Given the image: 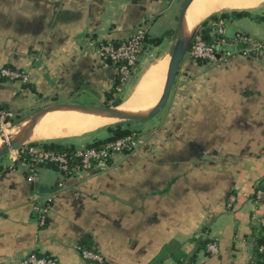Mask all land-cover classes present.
<instances>
[{"label": "crops", "instance_id": "1", "mask_svg": "<svg viewBox=\"0 0 264 264\" xmlns=\"http://www.w3.org/2000/svg\"><path fill=\"white\" fill-rule=\"evenodd\" d=\"M178 1L0 0V67L30 77L28 85L0 79V106L22 123L81 98L106 103L118 71L92 42L124 41L140 28L160 37L158 25ZM222 22L227 38L243 34L264 45V21ZM171 39L144 49V75L121 104L164 63L163 96ZM206 66L187 57L180 71L195 76ZM186 83L198 93L182 94L174 84L166 107L145 121V144L115 155L105 170L67 176L41 167L30 183L20 167L11 169L10 157L0 159V264H20L30 253L99 264L83 257V241L103 264H178L175 257L193 255L202 239L216 241L219 253L201 251L195 264H264L256 253L264 235V56L237 55L217 78ZM211 151L217 157L204 159ZM37 201L50 208L44 227Z\"/></svg>", "mask_w": 264, "mask_h": 264}, {"label": "built area", "instance_id": "2", "mask_svg": "<svg viewBox=\"0 0 264 264\" xmlns=\"http://www.w3.org/2000/svg\"><path fill=\"white\" fill-rule=\"evenodd\" d=\"M212 27L214 31L211 35L214 37V42L206 43L200 35H196L194 38L188 52L189 57L194 61L201 60L207 62L209 65H218L235 58L237 55H249L253 52L254 46H257L256 50L264 56V45L257 44L246 35L238 34L233 38H229L232 42H227L222 21L213 24ZM146 35L147 31L144 28H140L129 39L118 44H114L112 41L92 42L95 53L104 63L111 62L113 64H119L120 66V86L117 88L116 95L122 92L127 81L139 67L145 49ZM216 35L223 36V38H216ZM241 45L245 47L240 48ZM231 48H234V50H230ZM0 79H5L10 82H20L24 85L30 81V77L26 73L7 67H0ZM14 118L15 116L11 111L0 108L1 129L10 126ZM142 145V136L136 134L97 148L87 147L86 145L76 147L71 153L47 151L28 144L13 151L11 169L20 167L30 183H34L37 180L38 170L48 165L56 166L64 175L74 176L91 172L95 169L105 170L108 167L107 161L109 159H112L118 154L133 153ZM260 197L261 191H258L257 198L260 199ZM33 209L38 223L41 227H44L50 212L49 206L37 201ZM259 223L261 228L264 229V218H261ZM207 251L213 255L218 254V243L212 241L208 245ZM258 252L264 254V245L259 247ZM82 254L86 260L103 264L102 257L96 253L84 251ZM20 264H59V262L52 257L30 253L22 259ZM251 264L256 263L252 262Z\"/></svg>", "mask_w": 264, "mask_h": 264}, {"label": "bare ground", "instance_id": "3", "mask_svg": "<svg viewBox=\"0 0 264 264\" xmlns=\"http://www.w3.org/2000/svg\"><path fill=\"white\" fill-rule=\"evenodd\" d=\"M263 3L264 0H194L184 19L186 38H191L200 25L213 15L223 12L251 11ZM166 67L164 63L153 67L135 88L132 96L118 106L116 111L141 116L151 113L162 97V79ZM119 120L105 114L83 113L72 109L51 111L41 115L21 143L80 138ZM29 124L30 120L23 121L5 129L0 135V149L17 140Z\"/></svg>", "mask_w": 264, "mask_h": 264}, {"label": "trees", "instance_id": "4", "mask_svg": "<svg viewBox=\"0 0 264 264\" xmlns=\"http://www.w3.org/2000/svg\"><path fill=\"white\" fill-rule=\"evenodd\" d=\"M229 18H233L236 20H240L243 18H249V19H253L256 20L258 22H262L264 21V17L261 16H256L254 13H252V11H233V12H225L222 13L221 15H213L211 17H209L205 22H203V24L201 25L200 29L197 32V35L202 36L203 40L206 43H212L214 42V37H212V33L214 31V28L212 27L213 24L215 23H219L221 21L227 20ZM174 36V32L172 30H168L166 31L162 36L160 37H156V38H151L149 36L146 35L145 38V48L147 46H153V47H158L160 46L166 39H170L173 38ZM223 38V36L220 35H216V38ZM227 42H232L231 39L226 38ZM103 42H107V41H103ZM112 42L114 44H118L122 41H116V40H112ZM245 46L241 45L240 48H244ZM253 52H257V50H253ZM195 62L198 63V65L203 66V65H208L207 62L205 61H201V60H196ZM107 64H112L115 65L118 71V76H117V80L116 83L114 85V87L112 88V90L106 94L108 101L106 102V107H118L121 104L120 100H115L113 103H111V101L114 100L116 94H117V88L120 86V74H119V64H113L111 62L107 63ZM10 69H13L11 67H7ZM15 70V69H13ZM5 80V79H3ZM7 81V80H6ZM28 85V84H26ZM1 109L10 111L9 109H7L6 107L0 106ZM145 121H141V122H125V123H120V124H116L114 126H110L106 129L108 136L105 139H95L93 140L91 143H88L86 146L87 147H91V148H97L100 146H103L107 143H111V142H115L117 140L120 139H124L127 138L129 136H132L134 134L138 135V136H142L141 132L136 131L135 129H133L132 124L135 123H143ZM11 123H14V121H12ZM31 146L34 147H38V148H42L44 150L47 151H54V152H73L76 148V146L72 143H65V141H44L41 143H33L31 144ZM111 159H109L107 161V165L109 166ZM44 167H50V168H54L57 169L58 168L54 165H48V166H44ZM59 171V170H58ZM264 232V229H263ZM211 243L210 240L208 239H202L200 241H198V249L196 250V252L191 255H177L175 257L176 261L178 264H195L196 259H197V255L201 252V251H205L207 250L208 245ZM81 251H90L93 252V249L91 248V241H83L81 244ZM264 245V235L262 236V238L260 239V241L257 243L256 246V253L258 256L263 257L264 254H260L258 252V249L260 246ZM256 264H261L259 261H253Z\"/></svg>", "mask_w": 264, "mask_h": 264}, {"label": "rangeland", "instance_id": "5", "mask_svg": "<svg viewBox=\"0 0 264 264\" xmlns=\"http://www.w3.org/2000/svg\"><path fill=\"white\" fill-rule=\"evenodd\" d=\"M187 2H188V0H179L176 4H174V6L171 9V12H170L167 20L162 21L161 24H160L161 26L158 25L159 27L162 28V30L164 32H166L168 30H172L174 32V37L171 39L170 43L168 42V40L166 42V45H167V47L169 45L171 52H172V50L174 48L175 41H176L179 18H180V15L182 13V10L184 9V7H185V5H186ZM251 11L254 14H263L264 13V3L260 7H258L257 9L251 10ZM223 13H225V12H223ZM221 14L222 13L217 14V15H221ZM251 54L252 53H250L249 55H251ZM261 55L263 56V54H261ZM171 56H172V54H171ZM187 57H189V55H187L185 59H187ZM221 64L222 63H220L218 65H209L208 64L204 69L202 68L198 74H195V76L194 75H192V76H184V73L179 70L180 71L179 72V77H177V79H176L175 89H178V91H184V93H182V94H185V95L186 94H190V95L194 94V95H196L198 92L196 93L195 89H186V88H183V86L187 85L186 81L189 80L190 78L191 79H195V80H208V79L217 78L218 75H219V66ZM145 70H146V65H144L143 63L141 65V63H140V65H139L138 69L136 70L135 74L127 81V83H126V85L124 87V90L121 93L118 94V97H117L118 100H120L121 102H123L127 98L128 94L131 92V90L133 89V87L138 84V82L140 81V79L144 75ZM200 94H202V93H200ZM74 104L93 105V106H106V103H103V102H101L99 100L86 99V98H81V99L75 101ZM13 121H14V123H11L10 126H6V127L2 128V129L0 128V135L8 127H11V126L20 124V120H16L14 118ZM149 121H152V118ZM120 123H125V122H122L121 120H119V121L113 123L110 126H114V125L120 124ZM146 123H148V122L135 123V124H132V127L136 131L142 132L143 129H145V130H148L149 129L148 128L149 125L148 124L146 125ZM110 126H108V127H110ZM108 127L103 128V129H100L99 131H96L94 133L85 135V136L80 137V138L66 139V140H61V141H65V143H72L76 147H81V146L86 145L87 143L92 142L95 139H105V138H107L108 133H107L106 129ZM145 139L146 138L143 136L142 137L143 144H145V142H146ZM42 142H44V141H42ZM37 143H41V142H37ZM22 144L23 145H28V144H32V143H22ZM12 153H10L9 155H7L6 157H4L2 159H6L8 157L11 158L12 157ZM213 157H217V153L211 151L209 154H206L204 156V159H210V160H212Z\"/></svg>", "mask_w": 264, "mask_h": 264}, {"label": "water", "instance_id": "6", "mask_svg": "<svg viewBox=\"0 0 264 264\" xmlns=\"http://www.w3.org/2000/svg\"><path fill=\"white\" fill-rule=\"evenodd\" d=\"M193 1L194 0H188V2L186 3L180 15L176 41H175L174 49H173L171 60H170L169 70H168L167 79H166V83L164 87V93L158 105L151 113L147 115H143V116L127 115V114H123V113L116 111V107L81 105V104L53 105L46 109H42L38 111L37 113H35L34 115H32L30 118L27 119V120H30V124L28 125L26 129H24V131L20 134L18 139L10 142L8 145L0 149V159L6 157L13 151L18 150L20 147L25 146L21 143V141L25 138V136L28 133L31 132L32 128L34 127L35 123L39 120L41 115L51 112V111H56L60 109H72V110L80 111L83 113L105 114L108 117L120 119L122 122L147 121L157 116L166 107L169 97L171 95V91L177 79L181 64L183 63L186 56L188 55L192 42L194 38L196 37L197 32L200 29L201 25L203 24L202 23L200 25V27L195 31V33L193 34L191 38L189 39L186 38L185 29H184V19ZM253 49H257V46H254Z\"/></svg>", "mask_w": 264, "mask_h": 264}]
</instances>
